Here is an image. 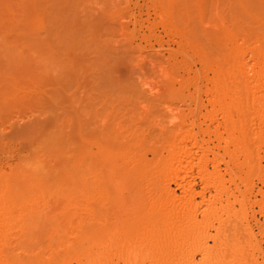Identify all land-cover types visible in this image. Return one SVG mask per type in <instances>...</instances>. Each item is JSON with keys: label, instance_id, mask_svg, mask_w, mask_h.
Listing matches in <instances>:
<instances>
[{"label": "rangeland", "instance_id": "374dc122", "mask_svg": "<svg viewBox=\"0 0 264 264\" xmlns=\"http://www.w3.org/2000/svg\"><path fill=\"white\" fill-rule=\"evenodd\" d=\"M2 1L6 2V5L10 4L12 6L11 9H13L14 5L16 6L21 1L24 2L26 0H20V2H18L19 0H8L12 2L0 0V4ZM246 1L249 3H246L245 8L249 11L239 7L236 0H38L37 6L39 5V10L45 15L41 13L43 14V19L41 15L39 22H35V20V24H30V27H28L26 31L27 36L23 35L25 32H22L18 28L20 26H14V23H12L14 22L13 19H15H12V17H15L16 12L18 13V11H16L17 7L12 11L8 9L11 13H9L7 9H3L5 12L0 9V15H2V17L0 16V28L3 29L2 32V29L0 30V72L5 74H0V77L4 76L2 77L3 79L0 78V187L2 186L4 188L5 186L4 189L0 188V202H6L4 190L7 189L8 185L11 186L13 183H15L14 186L19 185L18 183L28 180L26 178L32 179L33 177L37 180L40 178V181H48L49 183H47L49 185L56 184V187L61 179H63L62 177H67L65 173H72L70 171L71 169L69 170L68 167L72 168L70 165L72 164L71 166H73L74 163L79 162V159L82 161V164L81 162L79 163L83 165V168L80 165L74 166L79 167L81 170L79 172L77 168L78 171H76V175L79 173L81 174L78 176L80 179L86 174L85 169L89 171V168H91L93 170H90V175L95 171V173L92 174L93 176L91 175L92 178H90L91 176L88 174L89 180L85 178L87 174L83 177L85 178V183L87 180V185L90 186H86L83 182L88 189H86V191L82 188V192L86 191V193L84 192V194H81L82 197H78L76 194L72 196V198L70 197V205L72 207L69 208L68 206V208H66L70 198L69 201H65L67 205L66 203H64L65 206L61 204V206L63 205L62 207L59 203L60 199L57 201L58 199L56 200L53 198V194V199L51 198L50 200L51 192L49 193V198L47 196L44 198V209H42L43 206H39L41 212L39 213V208L35 210V212H37L36 215L39 213L37 215L38 217L34 213L36 219L33 221L29 219V221H31L30 225L28 224L30 223L29 221L26 223L25 227H27L28 224L31 228H25V230L27 229L26 234L30 230V232H32L31 235L37 238V240L33 239L34 241L30 242L31 245H35L36 242L37 244H39V242L40 244H44L47 242V237L49 238L50 264H96L98 261L94 262V260H99L100 257L97 253L101 256L107 253L109 260L112 261V263L108 261L109 264L118 261L120 263L116 264H123V262L120 261L122 259L121 254L127 252L128 246L132 241L130 231L128 230H131L132 227L134 229L135 225L132 222L133 219H131L133 225H130L128 218H134L133 214L135 211L124 209L127 207H121V203L117 205L120 206V211L119 208L116 207V204L113 206L108 203H110L111 200L116 202L115 199L119 196H121V198H126V195H132L130 190L133 189L136 183L135 187L139 188V191L141 190L140 192L137 191L139 195L135 193L139 197L136 198L141 201V206L145 203L142 208L140 207L141 213L144 214V211L149 209H146V206L149 207L150 205L148 203L154 201L157 198L155 197L153 200L154 196H158L159 194L156 193L159 191L158 189L155 191V185H153L156 180L154 175H152L153 178L150 174L153 179L150 178L148 174L145 180L143 179L144 177H138L139 180L137 179L138 181L135 182L133 179L136 178L131 177L129 178L130 182L127 181L128 178L126 177L128 175L126 173L124 174V172H126V167H128L129 164L127 162V166L125 165L126 161H123L125 157H123L124 159L122 157L119 159L120 153L114 161H117L115 162L117 167L118 164L121 163L120 165L123 169L120 170L124 172L123 174L118 172V168H121L119 165L117 168L118 170L116 171L113 169L115 172L112 173V169L110 170L108 168L111 167L110 165L107 167L105 163L102 164L103 160H101L102 154H100V148L113 150L115 154L122 152L123 156L125 152L127 155L129 154L128 157L131 155L133 159L137 157V159L135 158L134 160L137 162L142 161L140 162L141 164L144 162L146 164L150 163L149 165L147 164V168L150 169V167H152L151 169L154 172L153 163L151 162L152 159L155 163L159 156L160 158L166 157L168 155L169 145H172V143L175 145L179 140L180 142L176 145L178 146L184 138L182 135L184 134L183 131H186V129L189 130L192 128L193 132L198 133L199 138L201 140L203 138L202 141L210 148H215L217 146V141L215 140V142L214 137L208 134L201 135L200 131H207L208 133V131L218 129L219 133L223 137H226L225 131L223 127H221V119L218 118L219 120H217L215 124L214 122L211 123L208 121L207 118H204L212 110L209 101L210 96L208 94L210 80L213 78V69L211 66L219 64L223 66V64H221L223 63V59L221 58L228 53L227 48L230 49V45L225 46V44H228L226 43L227 40L221 38V36L224 37V35L219 33L222 31L221 27L223 25L229 28L230 31L232 30L231 33L234 31V37L238 35V38L235 37V41H237L236 44L244 48L245 51L248 50L246 48L253 47L259 42L261 46H264V40L262 39L264 38V0ZM200 10L202 12H200ZM13 11H15V15ZM2 12L5 16L1 14ZM161 13H165L164 17L166 19L162 17L163 15H161ZM188 13L191 14L189 15ZM186 14H188L189 17L186 16ZM6 15L8 17L12 16V21H10V18L8 19ZM170 15H173L172 18L174 20ZM6 18L8 19L7 21H5ZM165 20H167V22ZM173 21H175V23ZM5 22L9 23L7 24ZM171 22L172 25L168 28V24L170 25ZM173 25L176 27H172ZM169 29L172 30L170 31ZM7 30L8 32H6ZM257 33L258 35H262H260L262 40ZM17 37L18 40L16 39ZM257 39L260 41H257ZM28 41L29 44H27ZM251 41L254 42V44ZM188 42L189 44L196 42L195 45H197V50L193 49L194 51H190L192 48L188 50ZM243 43L244 45H241ZM23 44H25L26 47H24ZM44 44H47V47L44 46ZM250 44H252V46ZM35 47H37L38 50H36ZM70 49L72 51H70ZM201 55L205 57L207 62L204 59V61L200 59ZM246 56L245 62L248 63L249 53H247ZM16 65L19 68L22 65L26 67L22 66L23 69H21V73ZM16 69H19V72H17ZM10 72H12V74H16L17 72L18 75H14L19 79L21 84L18 80L16 81V78L13 77L14 75L12 78L10 77ZM19 73L21 74L19 75ZM24 74L26 78H23ZM31 74L33 76L32 78ZM41 74L43 75L40 76ZM195 75L198 77V82L196 81ZM42 77H44V79ZM22 79L26 80L23 81ZM39 79L42 80L41 83L37 82L40 81ZM51 79L54 80L53 83H51ZM190 79H195V83L194 80L191 82ZM187 80L191 84H189ZM25 82L27 85L24 84ZM23 85L26 87H23ZM57 85L59 88L56 87ZM56 89L60 90V92H57L58 90L56 91ZM54 90L56 91V95H54ZM170 91H172V93H177L176 91L180 93L181 91V97H176L177 99L174 98L175 95L170 93ZM196 92L197 94L194 95ZM192 98L197 99H193L192 101ZM194 100H196L197 103L196 101L194 102ZM171 115L176 117H171ZM191 121L193 122V126L190 123ZM188 125H191V128H189ZM206 128H208V130ZM176 134L179 138H177ZM176 146L175 148H177ZM185 146L190 148L189 143H186ZM223 146L224 144H219V150L218 148H213L214 152L218 153V157L224 155L223 149H221ZM253 148L256 150V145ZM257 152V157H261L260 160L256 157V162L258 161L257 166H259L257 169H260L261 171L258 170V172L260 171L262 174L259 173L257 175V172L256 175L250 177V189L245 193V204L239 205L238 202L233 201V197L231 198V202L233 201L235 203L232 205V208L235 210V212L234 210L233 212L236 213L238 217L235 216V218L232 217L229 219L228 226H230V230L232 228L233 232H236L237 235H235V237H239L237 238L238 242L240 241L239 244L242 245L240 247L243 248V251L241 249L243 255L241 253L242 257L239 260V264H264V183L260 179V176L262 178L264 174V148L257 149ZM129 158H127V160ZM209 159H212L211 155ZM219 161H221V159H219ZM227 161L228 159L224 156L225 164L223 161L220 162V165L218 164L220 166L218 167V172L222 176L225 175V180L229 179V174L225 167ZM123 163L126 169H124ZM154 165L156 166V163ZM209 166L212 167V165L209 164L207 167V170L210 172L213 167L211 169ZM62 168H67L65 169V173L60 172L64 171ZM73 169H75V167H73ZM72 171L73 176L69 175L74 177L75 171ZM236 171L238 172H236V175H239V178L243 179L244 171L242 170V172H240L241 170L239 171L238 169H236ZM77 172L79 173L77 174ZM194 172L192 176H190V179H188V183L192 185L195 193H200L201 183L196 171ZM59 173H61V175ZM94 174L100 176L98 177L99 180H96L97 176ZM13 176L16 177L17 180H15L16 178H13ZM9 177H11V179ZM123 178H125L127 182H125ZM140 178L143 180L141 181ZM131 179L133 181H131ZM149 179H152V182L149 181ZM101 180L105 186H111V189L112 187L115 189L114 186H116L118 190L123 187L125 188L128 183L129 185H127V187L129 188H126L128 192L126 191L125 193V191L122 190L123 193L120 191L121 193L119 195V193L114 192L117 191L116 189L112 190L110 195L108 194L109 197H107V195L105 196L106 200L104 201V199L101 198L105 194H95L93 189L95 187L94 184H98L94 182H101ZM109 180L112 184L117 182L116 185L114 184V186H112ZM114 180L115 182H113ZM238 180L239 179L236 180V186L230 183H226L225 186L239 201L242 195L239 196L240 194H238L237 191L240 190L242 192L244 188H238L239 186L241 187ZM132 182L135 183L133 184ZM150 182L152 184H150ZM165 183L166 185H164ZM130 184L133 186H130ZM237 184L240 185L238 186ZM160 185H162L163 188H169L170 195L172 193L171 197H173V195L174 197L176 196L174 199L183 197L181 189L177 188L174 182L167 181ZM234 188H238V190H234ZM91 191L95 194V197L97 196L96 198L94 197L96 200L92 197L93 193H91ZM146 191L151 192L150 194L152 195H150L149 192L146 193ZM87 192L89 195L92 194L91 198ZM129 192L131 193L128 194ZM212 194V191H210L208 195L206 193V199L209 200L210 198L208 196ZM159 195H161L162 198L165 197H163L164 194ZM75 196L77 197L75 198ZM99 196H101L100 199L98 198ZM84 197H87L88 201H92L91 203L94 204L90 205V202L87 201L89 207L85 206L87 205V199ZM145 197L146 199L152 197V200L150 199L151 202L150 200H144V202L143 199ZM108 198H110L109 202H107ZM47 199H49V202ZM63 199L64 197H62L61 201ZM72 199L76 200L72 202ZM46 200L49 204L46 203ZM94 201H101L100 203L104 206L107 204L108 207H104L102 204L100 206V203H97L99 206V208H97L98 206ZM200 202L201 199L197 197L195 200L196 210L195 206L193 210V214H195L193 218H196V221L202 220V216H200L202 215V210H199L197 207V204ZM73 205L75 207H73ZM78 205H80V207L82 206L81 209ZM83 205L89 209L84 208ZM93 205L96 206L93 207ZM63 207L65 210L67 209L66 211L68 214ZM57 208L59 210L62 209V211H59ZM143 208L144 210H142ZM68 209H70V211H68ZM73 210H76V212ZM91 210L94 211L92 212ZM240 210H243V212ZM90 211L93 215L90 214ZM148 212H145V214ZM65 213L70 220L66 218ZM69 213H72V217L70 216L72 219L69 217ZM58 214H62L66 220H63L64 217L62 218V215L59 217ZM39 216L40 218H46H41V220H39ZM87 216L90 217L86 218ZM96 216L98 218H95ZM73 217L76 219L73 220ZM93 217L94 219H92ZM78 218H80V221ZM37 220L39 221L37 222ZM92 221L95 225L90 224ZM79 222L82 225H86V228L83 226V229H88V227L92 229L94 226H101L103 229L107 228L103 230L105 232L103 241H108L110 239L109 237L112 236V243L110 246L106 248L104 245L100 246L99 249L97 248L99 250L98 252L97 249H94L96 248L95 246L90 250L91 253L87 252L85 255V252H82L83 249L80 250L79 248H83L86 245L80 246L81 243L79 241L81 238H79V236L81 235V231L77 233L76 230L82 228ZM216 223L214 222L210 227L217 228L218 224ZM128 227H130V229ZM135 227H137V225ZM210 227H208L209 231L206 228V232L209 236H214L216 231L214 228L213 230ZM32 229L35 230L33 231L38 236L31 231ZM20 230L23 232L22 230L24 229L20 228ZM31 235L28 234L27 236H30L32 239L33 237H31ZM43 240L45 241L43 242ZM77 242H79V247ZM205 243L208 246H212L213 241L211 238H208ZM40 244L38 245L39 248H37L44 250L46 248H44L45 245L40 246ZM36 245L35 247H31L35 249ZM8 247L12 248L11 246H6L5 251H10ZM107 248L111 253L107 252ZM76 250L77 252H75ZM35 251L36 249L32 254L35 253ZM123 255L124 254H122V256ZM17 256V262H19V258L20 261L24 263L28 262L27 257L22 254H17ZM100 258V260L104 261V257ZM29 259H31V255H29ZM57 259L58 262H56ZM148 259L149 258L143 259L141 264L157 263L156 261L155 263L152 262L154 260L151 261V259ZM193 260L196 263L200 261L198 253L193 254ZM11 262L9 261V263ZM17 262L15 263L14 260V263L11 264H18Z\"/></svg>", "mask_w": 264, "mask_h": 264}, {"label": "bare ground", "instance_id": "6f19581e", "mask_svg": "<svg viewBox=\"0 0 264 264\" xmlns=\"http://www.w3.org/2000/svg\"><path fill=\"white\" fill-rule=\"evenodd\" d=\"M6 1H8V0H6ZM37 1L38 0H26L24 2L23 1L20 2V0H19L18 2H20V3L18 4V2H17L18 5H16V6L14 5V7H13V9H15L16 7L18 9V10L16 9V11H18V13L16 12V15L14 14L15 11H13V14L15 15V17L14 16L13 17L12 16L8 17L6 15L8 17V19L10 18V21H12L11 17H12V19L15 18V19H13L14 22H12V23H14V26L15 25L16 26L17 25L20 26L18 28L22 32H25L23 34L25 36H27L26 31H27V28L30 27L31 23L35 24V22H39L41 15H42V19H43V14L44 13L41 10H39L40 8H39V5L37 6V4H38ZM256 1H258V0H256ZM8 2H12V1H8ZM5 3L6 2H3V1L1 2V4H0L1 11L3 9L4 10L10 9L12 11L13 10V9H11L12 6L10 4L6 5ZM236 3L239 5V7L244 9L246 7V3H249V2H247L246 0H236ZM1 6H2V8H1ZM167 6H165V7L168 8ZM212 6H214V5H212ZM170 8H172V7H170ZM11 11L8 10L9 13H11ZM247 11H249V10H247ZM198 12H197V14H198ZM200 12H202V11L200 10ZM242 12H243V10H242ZM41 13H43V14H41ZM172 13H174V12H172ZM1 14H4V13L2 12ZM164 14L165 13H161V15H163L162 17H164ZM188 14H186V16H188ZM251 15H253V14H251ZM0 16L2 17V15H0ZM3 16H5V14ZM170 16L172 18L173 15H170ZM1 17H0V19H1ZM16 17H18V18H16ZM8 19L6 18V20L5 19L4 20L7 21ZM165 21L167 22V20H165ZM173 22L175 23V21H173ZM1 23H4V22H1ZM5 23H7V22H5ZM3 25H5V24H3ZM171 25H172V22H171L170 25L168 24V28H169V26L171 27ZM221 25H223V24H221ZM174 26L175 25H173L172 27H174ZM1 29L2 28H0V30ZM221 29H222V31H220L219 33L221 35H224V37L221 36V38H223V39L225 38L224 40H227L226 43H228V44H225V46L226 45L227 46L230 45V49L227 48V52L228 53L226 54L224 52L226 55H223V58H221V59H223L222 60L223 63H221V64H223V66H221L220 64L219 65H215V66L214 65L211 66L212 69H213L212 70L213 71V76H212L213 78L212 79L210 78L211 80H210V88L208 90V94L210 96V100L209 101H210V105L212 107L211 108L212 110H211V112H209L206 115L207 117L205 116L204 118H207L208 121H210L211 123H213V122L215 123L217 120L221 119V121H222V123H221L222 126L221 127H223V129H224L226 137H223L219 133L218 129H214L213 131H208V133H207V131L206 132L205 131H200L201 132L200 134L201 135H203V134L207 135L208 134V135L214 137V141L215 140L217 141V142L215 141L217 143V146L215 148L216 149L218 148V150L220 148V147H218L219 144H224L223 148H221V149H223L222 151L224 152V155L222 154L223 156L220 155L221 157L220 156L218 157V153L214 152L215 148L214 147H213L214 149L212 147L210 148L207 144H205L202 141L203 140V138H202L203 136L201 137L202 138V140H201L199 138V134L193 132V130L191 128V125L193 123L192 121L190 122L191 125L190 126L188 125V127L191 128V129H189V130L186 129V131L184 130L183 131L184 134L182 133L183 135L180 134L184 138H183V140L181 141V143L178 146H176V145L180 141L178 140V142L175 143V138H174L175 145L173 143H172L173 146L171 144L169 145L170 149L168 148L169 151H168V155L166 157L164 156L163 158H160V156L158 155L159 158H157L158 160L155 161L156 166L154 165L155 163H154V160L152 159L151 162L153 163V168L155 170L154 172L151 169L152 167L149 166L150 169L147 168V166L150 163L149 164L147 163L148 165L145 162H144L145 164L144 163L141 164L140 162H142V161L137 162L136 160H134L135 158L137 159V157H134V159H133L131 157V155L129 156L131 158H129L128 157L129 154L127 155V153H125V152L123 153V154H125L123 156L122 152H118V153L115 154V152L113 150L111 151V150L106 149V148H100V152H101L100 154H102V156H101L102 159L101 160H103L102 164L105 163L107 165V167H108V165H110L112 168L111 167H108V168L110 170L112 169L111 170L112 173L115 172V171H113V169L116 170V171L119 169L118 172L120 174L121 173L123 174V172H124V171L121 172V170L123 169L122 166L120 165L121 163L118 164V167L120 165L121 168H118L115 165V162H117V161H114V160L117 159L116 157L120 153L122 156L119 155V157H120L119 159H121V157L122 158L125 157L126 160L124 158H123L124 160L123 159L122 160L126 161L125 165L127 164V162L129 164V166L126 167L127 165L125 166L124 163H123L124 169L127 168L126 172H124V174L126 173L128 175L126 177V178H128L127 181L130 182L129 178H131V177L132 178H136V179H133L136 182V181L139 180L138 177H142V178L144 177L143 179L145 180V177L147 178L146 175H148V174H149V176H150V174H151V176L154 175L156 180L154 179L155 183H153V185H155L154 186V188L156 189L155 191H157V189L159 191V192H156V193L157 194L158 193L159 194H164L163 197L165 196L164 198H162L161 195L158 194L159 197L158 196H154L153 200L155 199V197H157V198L154 201H152V202H151V200H152L151 198L152 197L149 198L150 197L149 196L148 197L149 199H146V197H145L143 199V201L144 200L145 201H147V200L149 201L151 199L150 200L151 203H148L150 205H149V207L146 206V209L147 208H149V209L144 211V214H143V213H141L142 212L141 208H142V206H144L145 203L141 206V204H142V203H140L141 201L137 200L139 198L137 196V194H138L137 191H139V188H136L135 187L136 183L132 182L133 184L135 183L133 189H131V190L129 189L132 192V195H129V196L126 195V198H123V197L121 198V196H119L117 199H115L116 202H114V200H111L110 201L111 204L108 203L109 205H113V206H115V204H116V207H118L119 210H120V206H121V207H127V208H124V209H130L131 211H133V210L135 211V213L133 212L134 213L133 214L134 218H128L129 219L128 222H130V225H133V224H135V225H134V229L132 227L131 230H128V231H130V234H131L130 237H131L132 241H131V244L128 246L129 248H128L127 252L122 253V254H124L123 256L121 254L122 259L120 261H122L123 264H141V262H143V259L145 260V258H149L148 260L151 259V261L154 260V261H152L154 263L156 261L157 263H155V264H239L240 263L239 260H240V258L243 255V252H241V249L243 251V248L240 247V246H242L241 244H239L240 241L238 242L237 238H239V237H235V235H237L236 232H233L232 228H231L232 232L229 229L230 226H228V222H229L228 220L231 219L232 217L235 218V216H237L236 213H234L235 210L232 208L233 207L232 205L235 204L233 201L238 202L239 205L240 204L241 205L245 204V202H244L245 193L248 191V189H250V181H249V179H250V177L252 175H256L258 170H260V169H257V167H259V166H257L258 165L257 164L258 161L256 162V160H257L256 157L258 156L257 155V153H258L257 149H261L262 147L264 148V46L263 45L261 46V44H259L260 43L259 42L258 44L254 45L253 47H250V48H246L244 46L246 49H248V50L245 51L244 48H241V47L237 46V44H236L237 41H235V37H237L238 35L234 37V35H233L234 31L231 33L232 30L230 31L229 28H227L224 25L221 27ZM4 30H6V29H4ZM8 30L6 32H8ZM2 31H3V29L1 30V32ZM221 32H223V33H221ZM19 33H20V31H19ZM257 35H258V33H257ZM260 35H258V36L261 39L262 35L261 36ZM182 36H184V35H182ZM37 38H38V35H37ZM16 39L18 40V37ZM20 39H22V38H20ZM262 39L264 40V38H262ZM26 40H27V38H26ZM193 41H191V42H193ZM218 41H219V39H218ZM257 41H260V40L257 39ZM35 43H34V45H35ZM195 43L196 42L189 44V42H188V44L190 46L186 43L188 45V47H189L188 50H190V48H192V50H190V51H194L193 49L197 50V45H195ZM224 43H225V41H224ZM252 43L254 44V42H252ZM25 44H23L24 47H26ZM27 44H29V41L27 42ZM34 45H33V47H34ZM46 45L44 44V46H46ZM241 45H244V43L241 44ZM250 45L252 46V44H250ZM66 46H68V45H66ZM35 48H36V50H38L37 47H35ZM228 50H230V51H228ZM70 51H72V50L70 49ZM247 53H249V57H248L249 61H248V63L245 62V58L247 57L246 56ZM198 54H200V53H198ZM200 59H202V61H204V60L206 61L205 57H203L202 55H201ZM22 62H24V61H22ZM209 64H210V62H209ZM205 65H206V63H205ZM22 66H25V65H22ZM30 66H32V65H30ZM207 66H209V65H207ZM21 67L19 68L17 66V68H19L20 71H21V69H23V67L22 68ZM13 68H15V67H13ZM85 69H86V67H85ZM18 70H17V72H19ZM25 70H26V68H25ZM12 71H14V70H12ZM17 72H16V74L15 73L14 74L18 75ZM10 73H11L10 77L12 78V76L14 74H12V72H10ZM21 73H22V71H21ZM21 73H19V75ZM24 73H26V72H24ZM0 74L5 75V74H3L1 72H0ZM32 74H33V72H32ZM32 74H31V78L33 77ZM15 75L13 76L14 78H16ZM42 75L43 74H41L40 76H42ZM197 75H195L196 77L194 76L196 78V81L198 80ZM23 76H24L23 78H26L25 74ZM2 77H4V76H2ZM2 77H0V78H2ZM42 78L44 79V77H42ZM60 79H61V77H60ZM17 80L19 82V79L16 78V81ZM22 80L25 81L26 79L25 80L22 79ZM39 80L40 81H37V82L41 83L42 80L41 79H39ZM193 80H194V83H195V79H192L191 82H193ZM28 81H31V80H28ZM53 81L54 80H52L51 83H53ZM197 82H196V84H197ZM58 83H59V81H58ZM188 83H189V81H188ZM24 84L27 85L26 82ZM35 84H37V83H35ZM189 84H191V83H189ZM25 85H23V87ZM184 85H183V87H184ZM186 85H187V83H186ZM19 86H22V85H19ZM56 87H58V85ZM17 88H19V87H17ZM31 88H32V86H31ZM57 90L58 89H56V91ZM60 90H61V87H60ZM60 90H58L57 92H60ZM56 91H55L54 95H56ZM176 92L177 93H174V92L172 93V91H170V93L175 95V97L173 95L174 98L179 97V96L181 97V91H180V93L178 91H176ZM195 94H197V92L194 93V95ZM193 99H197V98H192V101H193ZM195 101L196 100H194V102ZM196 103H197V101H196ZM196 103H194V104H196ZM194 110H196V109H194ZM194 113H195V111H194ZM76 116H77V114H76ZM171 117L175 118L176 116H174V115L172 116L171 115ZM206 129L208 130V128H206ZM176 136H177V134H176ZM177 138H179V137L177 136ZM172 139H173V137H172ZM176 141H177V139H176ZM172 142H173V140H172ZM186 143L190 144V148H187L185 146ZM255 145H256V148H257L256 150H255V148H253ZM175 146L177 148H175ZM210 155L212 157L211 160L209 159ZM224 156L228 159V161L226 162V166H225L226 170L228 171V174H229V177H228L229 179L228 180H225V178H224L225 175L222 176L218 172V167H220L219 166L220 162L221 161L224 162ZM126 157L129 158V159L127 160ZM138 157H140V156H138ZM219 159H221V161H219ZM258 159L260 160L261 157H259ZM141 160H143V159H141ZM79 162H81V164H82V161H80V159H79ZM79 162H76V163H79ZM76 163H74L73 166H71L72 164L70 165V167H72V168L68 167V169L69 170L71 169L70 171L72 172V173H69L70 175L73 174L72 170L75 171L74 174L76 175V171H78V169H79V167H76L74 165H78V166L80 165L83 168V165H81L80 163L79 164H76ZM209 164H211L212 167H213V169H212V167L209 166L212 169V171H210V172L207 170V167H208ZM224 164H225V162H224ZM73 167H75V169H73ZM65 169H67V168H65ZM65 169L62 168V170H64V171H60V172L61 173H63V172L65 173L66 172ZM103 169H105V168H103ZM236 169H238L239 171L241 170L240 172H242V170L244 171V178L243 179L239 178V175L238 176L236 175V172H237ZM90 170L93 171L91 168H89V171L85 169L87 176L85 177L86 174L84 176L83 175L82 176L85 177V178H88L93 173H95V171H94L90 175L89 174L91 172ZM97 170H96V172H97ZM80 171L81 170L79 169V172ZM85 171H84V173H85ZM194 171H196V173H197V175L199 177L200 183H201V192L200 193H195L192 185H190L188 183V179H190V176H192ZM260 171L257 173V175L259 173H261ZM79 172H77V174ZM61 173H59V174L61 175ZM67 173H65L67 177H65V176L62 177L63 179H61L60 183H58V185L56 187H55L56 184L53 185V184L50 183L51 185H49L48 181H47L48 183L47 182H42V181H40V178L37 180L36 178H33V177H32V179L25 177L28 180H26L24 182H20V183H18L19 185H16V186H14L15 183L11 184L12 183L11 182L10 183L11 186L13 185L14 187L13 186L11 187V186L8 185V187L6 186L7 189L4 190L5 193L1 192V193H4V196L6 198V199L5 198L4 199L6 200V202H4V201L0 202V264H5V263L6 264H11V263H14V260H15V263H16L17 262V258H18L17 254L18 255L22 254L23 256L27 257V260H28V262L24 263L23 261H20V258H19L18 261L20 263L17 262L18 264H50L49 263L50 262L49 261L50 260L49 259V254L50 253H49V244H48L49 243L48 242L49 238L47 237V240L45 239L47 241L45 243H47V244H45V243L42 244L41 243L42 244L41 245L40 242H39L40 246L45 245L44 248L45 247L46 248L44 250L38 249L39 248L38 247L39 244H37V242H36V244H37V245L35 244L36 245V248H35L36 251H35V253L32 254V252L35 249H33L31 247L34 244L31 245L30 242H32L34 240H37V238H35V237H33V235H31L32 232H30L29 229H28L29 230L28 232H30V233L27 232V234H26V230L27 229L25 230V228L29 227L28 224L30 225L31 221L36 219L35 215H36L37 212H35V210H38L37 208L40 209L39 206H41V207L43 206V203H44V200H45L44 198L46 196L48 197L49 193L52 192L51 195H50V198L48 197L50 200H51L53 195H54L53 198H55L56 200L58 199L57 201H59V199H60V201H59L60 206H61V204H64L67 201H69V198L70 197L72 198V196H74L75 194L78 195V197H82L81 194H84V192L86 193V191H87L86 189H88V188H86V186L90 187L89 185H87V180H89V178L86 180V183H85V181H84L85 178L81 177V179H82L81 180L80 177H78V176L81 175L80 173H79L80 175L79 174L76 175V178H75V175H74V177H72L73 175L70 176ZM84 173H82V174H84ZM88 174H89V176H88ZM94 175L97 176V174H94ZM92 176L90 178H92ZM151 176H150V178L153 177V176L152 177ZM98 177H100V176H97L96 177L97 179L96 178H94V179L99 180ZM124 177H125V175H124ZM9 178L11 179V177H9ZM13 178H16V177L13 176ZM123 179L125 180V178H123ZM152 179L151 180L149 179V181L152 182ZM237 179H239L238 181L241 184V187L239 186L240 184L239 185L237 184L239 186L238 188L239 189L242 188V187L244 188V190L242 192L240 190H239L240 192L237 191L238 194H240L239 196L242 195L241 196V200H239V201L237 200V198H235V196H233L230 193L229 189L225 186L226 183H230V184H234L235 185ZM260 179L264 183V174L262 175V178L260 176ZM15 180H17V178ZM133 180L131 179V181H133ZM140 180H141V178H140ZM43 181H46V180H43ZM127 181L125 180V182H127ZM167 181L168 182L169 181L174 182L175 185L177 186V188L181 189V191L183 193V195L182 194L181 195L183 197L180 196L181 198L180 199L176 198L177 200L174 199L176 196L174 197V195H173V197H171L172 193L170 195V191L168 190L169 188L168 189L167 188H163V186L160 185V184H163L164 182H167ZM83 182L86 184V186L83 184ZM113 182H115V180ZM151 182H150V184H152ZM91 183H90V185H91ZM94 183H98V184H94ZM94 183L93 184L95 185V187L92 186V187H94L93 188L94 189V193L95 194L97 193L98 195L105 194L101 198V199H104V201L106 200L105 196L107 195V197H109L110 192L112 190L116 189L118 192L117 191H114V192L119 193V195H120L121 192L123 193L122 190H124L125 193H126L127 189L129 188V187H127V185H129L128 183L125 186V188L123 187L122 189L120 188L119 190H118V188L116 186H114V184L116 185L117 182L112 184L111 181H110L111 185L114 186L115 189H113V187L111 189V186H105L102 183V180H101V182H94ZM6 185H7V183H6ZM164 185H166V183ZM130 186H133V185L130 184ZM0 188L4 189L5 186H4V188L2 186ZM82 188H83V190H86V191L82 192ZM145 188H146V186H145ZM145 188H144V190H145ZM147 188H148V185H147ZM238 188H234V190H236V189L238 190ZM107 190H109V191H107ZM92 191H91V193H93ZM149 191H150V189H149ZM149 191H146V193L149 192ZM155 191L153 190L154 193H155ZM210 191H212L213 194L211 196H208L210 199L207 200L206 197H205V194L207 193V195H208ZM131 192H129L128 194H130ZM94 193H93V196H92V194L89 195L88 192H87V194L90 196V198H91V196L93 198L95 197ZM135 193H137V194H135ZM143 193H144V191H143ZM150 193L151 192H149V194ZM150 195H152V194H150ZM55 196H57V197H55ZM61 196L64 197V199L62 201H61V199H62ZM89 196H87V197L89 198ZM58 197H60V198H58ZM76 197L77 196H75V198ZM87 197H84V198L87 199ZM100 197L101 196H99L98 198L100 199ZM136 197H138V198H136ZM197 197L201 199V202L197 204L198 209L202 210L201 211L202 215H200V216H202V220L201 221H196L195 220L196 218H193V217H195L194 216L195 214H193V212H194L193 210H194V206H195V210H196L195 200H196ZM232 197L234 199L231 202V198ZM71 198H70V201H69L68 205L66 203V205H67L66 208H68V206H69V208L72 207L70 205L71 204L70 203L71 202ZM49 199H47L48 202H49ZM85 199H84V202H85ZM2 200H3V198H2ZM47 200H46V203H48ZM75 200L76 199H72V202L75 201ZM90 200H92V199H90ZM109 200H110V198H108L107 202H109ZM118 200H119V204H118ZM57 201H55V202H57ZM87 201H88V199L86 200V204H87ZM123 201H124V203H123ZM88 202H90V201H88ZM91 202L89 203L90 205L94 204V203H91ZM94 202H96V201H94ZM100 202H96L95 204L97 205V203L99 204ZM78 203H79V201H78ZM104 203H106V202H104ZM112 203H114V204H112ZM120 203L122 205H120ZM101 204L102 203H100L99 205L101 206ZM80 205H82V204H80ZM80 205H78V206L80 207ZM84 205H83L84 208H86L85 206H88V204L85 205V206ZM96 205H93V207H95ZM117 205H120V206H117ZM64 206H65V204H64ZM105 206H107V204ZM44 207H45V204L42 207V209H44ZM46 207H47V204H46ZM73 207H75V206L73 205ZM79 207H76V208H79ZM81 207H80V209H81ZM107 207H106V209H107ZM97 208H99V206ZM118 208H117V210H118ZM63 209H64V207H63ZM86 209H89V208H86ZM90 209H91V206H90ZM121 209H123V208H121ZM77 210H79V209H77ZM142 210H144V208ZM148 210H149V212H148ZM233 210H234V212H233ZM243 210L242 211L240 210V211L243 212ZM59 211H62V209L59 210ZM68 211H70V209H68ZM73 211L76 212V210H73ZM91 211H90V214H91ZM40 212H41V209H40L39 213ZM145 212H148V213L145 214ZM34 213H35V215H34ZM72 213H74V212H72ZM67 214H68V212H67ZM71 214L69 213V217L70 216L72 217ZM61 215H59V217ZM65 215H66V213H65ZM86 215H87V213H86ZM86 215H84V216H86ZM91 215H93V213ZM102 215H104V214H102ZM44 216H46V215H44ZM67 216L68 215H66V218L69 219ZM78 216H79V214H78ZM46 217H43V218L41 217V218L45 219ZM63 217L64 216L62 215V218ZM89 217L90 216H87L86 218H89ZM39 218H40V216H39ZM41 218L39 220H41ZM95 218H98V217L96 216ZM105 218H106V216H105ZM118 218H120V217H118ZM29 219L31 221H29ZM48 219H49V217H48ZM75 219L76 218L73 217V220H75ZM79 219L80 218H78V220ZM92 219H94V217ZM131 219H133V221H132L133 224L131 222ZM39 220H37V222ZM63 220H66L65 217L63 218ZM103 220H105V219H103ZM103 220H100V221H103ZM28 221L30 223H28ZM88 221H89V219H88ZM95 221H97V220H95ZM214 222L215 223L217 222L216 223V224H218L217 228H214V227L211 228L210 227V226H212V224ZM26 223H28L27 227H25ZM90 224H93V221ZM93 225H95V224H93ZM136 225H137V227H135ZM36 226H35V228H36ZM83 226H84V228H86L85 227L86 225L83 224L81 229H83ZM95 227H97V228H95ZM208 227H210L211 229H213V228L215 229L216 232L213 231V232H215L214 236H209L207 234L206 231L207 230L209 231ZM20 228L24 229V230H22L24 233L21 232ZM89 228L90 227H88V229H83V230L76 229L77 233H78V231H81L80 232L81 235L79 236V238H81V240L80 241L78 240L81 243L80 246H83V245L86 244L82 248V247H79V242H77L78 247L80 248V250L83 249L82 252H85V255L87 254V252L91 253L90 250L93 249V247H95V246H96V248H94V249H97V248L99 249V247L103 246V245L105 246V248L110 246V244L112 243V239H111L112 236L109 237L110 239L108 241H103V239L105 237V232L103 230L107 229V228L103 229V228H101V226H94V228L92 227V229L91 228L89 229ZM128 228L130 229V227H128ZM206 228H207V230H206ZM33 230L34 229H32L31 231H33ZM34 231H33V233H34ZM28 234L31 235V237H33V238L31 239L30 236H27ZM34 234L37 235L36 233H34ZM207 237L209 239L211 238V240L213 241L212 246L206 245L205 241L208 240ZM45 240H43V242ZM35 245L33 247H35ZM6 246H11L12 247V248L8 247V248H10L9 249L10 251H5V247ZM41 248H43V247H41ZM98 249H97V252L99 251ZM108 250L109 249L107 248V252H110ZM75 252H77V250ZM24 253L25 254L27 253V254L25 255ZM195 253H198L199 256H200V261L198 263L194 262V260H193V254H195ZM241 253H242V255H241ZM97 254L100 257H102V258L104 257L103 258L104 261L100 260L101 258L99 257L100 261L99 260H96V261L94 260V262L98 261L96 264H109V262L111 261V260H109L107 253H105L104 256L103 255L101 256L99 253H97ZM29 255H31V259H29ZM82 255H84V254H82ZM116 255H114V256H116ZM88 257H89V255H88ZM119 259H120V257H119ZM117 260H118V258H117ZM9 261L10 262L12 261V262L9 263ZM25 261H26V258H25ZM21 262H23V263H21ZM56 262H58V259H57ZM92 262H93V259H92ZM111 263H112V261H111ZM116 263H120V262L118 261ZM116 263H113V264H116ZM93 264H95V263H93Z\"/></svg>", "mask_w": 264, "mask_h": 264}]
</instances>
